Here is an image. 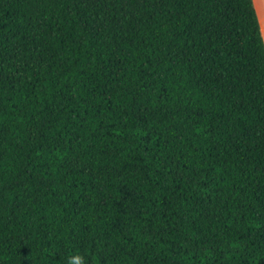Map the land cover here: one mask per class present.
Instances as JSON below:
<instances>
[{"label": "trees", "instance_id": "1", "mask_svg": "<svg viewBox=\"0 0 264 264\" xmlns=\"http://www.w3.org/2000/svg\"><path fill=\"white\" fill-rule=\"evenodd\" d=\"M254 0H0V264H264Z\"/></svg>", "mask_w": 264, "mask_h": 264}, {"label": "clouds", "instance_id": "2", "mask_svg": "<svg viewBox=\"0 0 264 264\" xmlns=\"http://www.w3.org/2000/svg\"><path fill=\"white\" fill-rule=\"evenodd\" d=\"M259 4L264 6V0H259ZM261 20H264V10H262V12H261V15L258 19V23ZM71 264H86V261L84 260V258L82 256L77 255L71 259Z\"/></svg>", "mask_w": 264, "mask_h": 264}, {"label": "crops", "instance_id": "3", "mask_svg": "<svg viewBox=\"0 0 264 264\" xmlns=\"http://www.w3.org/2000/svg\"><path fill=\"white\" fill-rule=\"evenodd\" d=\"M254 4H255V7H256V10H257L258 17H260L262 10H264V6L259 4V0H254ZM260 24H261L262 34H263V37H264V20H261Z\"/></svg>", "mask_w": 264, "mask_h": 264}]
</instances>
